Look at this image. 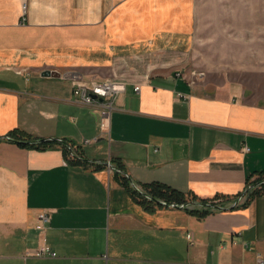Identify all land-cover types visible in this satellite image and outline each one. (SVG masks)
Returning <instances> with one entry per match:
<instances>
[{"label":"crops","instance_id":"obj_1","mask_svg":"<svg viewBox=\"0 0 264 264\" xmlns=\"http://www.w3.org/2000/svg\"><path fill=\"white\" fill-rule=\"evenodd\" d=\"M262 37L264 0H27L25 15L22 0H0V264H258L264 71L191 73L204 66L199 52H254ZM92 78L126 90L108 132L83 146L99 136L100 112L73 90ZM119 164L140 187L189 201L242 198L202 216L148 210L116 177ZM41 243L57 255L25 254Z\"/></svg>","mask_w":264,"mask_h":264},{"label":"built area","instance_id":"obj_2","mask_svg":"<svg viewBox=\"0 0 264 264\" xmlns=\"http://www.w3.org/2000/svg\"><path fill=\"white\" fill-rule=\"evenodd\" d=\"M22 9L23 14L27 10V0H22ZM179 76H182V72H178ZM203 76V73L197 72L193 70L191 73V81H195L198 77ZM135 89H140V85H135ZM126 90V82L123 80H115V79H104V80H88L86 82L76 83L74 86V95L75 98L84 103L89 107H93L99 110V127L100 134L99 136L93 138H84L82 140V145H89L95 141H97L100 137H102L106 132H108L110 128V120L112 111L115 109V100L117 97ZM248 147H246L247 149ZM73 158L76 156V151H72ZM253 187H248L246 192H249ZM242 198V197H241ZM214 202H223L214 201ZM234 203V201H233ZM232 203V204H233ZM224 204V203H223ZM231 204V205H232ZM230 205V204H225ZM50 212L47 210H42L38 213V227L44 228V223L50 220ZM191 233L188 234V237H191ZM25 254L27 256H43V255H51L56 256L57 251L51 248V246L47 243H41L36 247H32L26 250ZM258 264H264V257L259 254L258 256Z\"/></svg>","mask_w":264,"mask_h":264},{"label":"rangeland","instance_id":"obj_3","mask_svg":"<svg viewBox=\"0 0 264 264\" xmlns=\"http://www.w3.org/2000/svg\"><path fill=\"white\" fill-rule=\"evenodd\" d=\"M263 41H264V37ZM221 39V37H220ZM238 46V45H237ZM208 48H211L212 46H207ZM222 44L216 45L215 48L222 49ZM257 50L248 51V52H239V51H213L208 50V52H199L198 54L203 57H199L201 60V65H204L203 67L199 69H193L197 70V72L203 73V76H205L206 71H214L215 74L225 73L226 75H230V71H233V75H238V71H240V76L244 77H258L262 76V70H258L259 65H264V45H262V49H258L259 46H256ZM205 54L208 55L209 59L205 56ZM242 59H247L246 64L248 65L247 68L249 69H237V68H230L229 66L232 64L240 63ZM251 67H250V65ZM227 67V68H224ZM229 67V68H228ZM244 71V72H243ZM230 77V76H228ZM94 79V78H92ZM97 80V79H94ZM115 80H121V79H115Z\"/></svg>","mask_w":264,"mask_h":264},{"label":"trees","instance_id":"obj_4","mask_svg":"<svg viewBox=\"0 0 264 264\" xmlns=\"http://www.w3.org/2000/svg\"><path fill=\"white\" fill-rule=\"evenodd\" d=\"M8 139L10 140H15V138L13 136H6ZM25 136H19V138H16V141L21 143L22 145H35V143H38L39 141L34 140L35 142H29L27 139H25ZM65 140V139H64ZM66 146L69 145L68 141H64L63 142ZM83 159V155L81 152H79L76 149V156L74 157V160H81ZM118 168L122 169L124 172H126L123 168L122 165H118ZM122 172V171H121ZM123 173V172H122ZM116 177L130 190V192L132 193V195H134L136 197V199L142 204L144 205V207L148 210H154L156 209V207L158 206H164L163 203H160L158 201H155L154 199H151L145 195H143L142 193H140L137 189H135L133 187V185L131 184L130 179L127 177V175L125 173L121 174L120 172H116ZM149 195H152L153 197H157L160 198L162 200H164L165 202H175V203H184V202H188L189 199H187L183 193L180 192H176L174 190H170L168 187H165L163 184H151L150 186H145L143 188ZM194 201V200H190L189 202ZM201 202H210V201H201ZM221 203V202H219ZM226 203V202H222ZM191 212L197 213L199 215H205L207 214L209 211L207 209H190Z\"/></svg>","mask_w":264,"mask_h":264},{"label":"water","instance_id":"obj_5","mask_svg":"<svg viewBox=\"0 0 264 264\" xmlns=\"http://www.w3.org/2000/svg\"><path fill=\"white\" fill-rule=\"evenodd\" d=\"M58 140H60L62 142L65 141L64 139H58ZM32 142H35V141H32ZM112 168H114V169H116L118 171H122L123 173H125L127 175L126 172H124L122 169L116 167L115 165L114 166L112 165ZM131 184L140 193H142L143 195H145V196H147V197H149L151 199H154L155 201H158V202L163 203V204L168 205V206L180 207V208H184V209H201V208H203L205 206L214 207V209H226V208L230 209V208L234 207L235 205H237L239 203L240 199H241V197H240L239 199L234 201V203L232 205H225V204H222V203H219V202H217V203L216 202H201V201H198V200H194V201H191V202L188 201V202H184V203L165 202L164 200H162L160 198L153 197L152 195H149L142 187H140L138 184H136L132 180H131Z\"/></svg>","mask_w":264,"mask_h":264}]
</instances>
